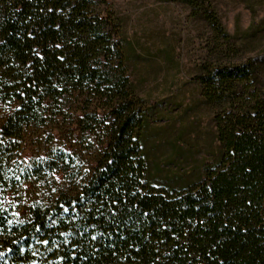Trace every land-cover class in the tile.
I'll list each match as a JSON object with an SVG mask.
<instances>
[{
	"label": "trees",
	"instance_id": "trees-1",
	"mask_svg": "<svg viewBox=\"0 0 264 264\" xmlns=\"http://www.w3.org/2000/svg\"><path fill=\"white\" fill-rule=\"evenodd\" d=\"M184 2L223 43L197 74L219 152L178 185L149 170L147 111L107 0H0V264H264V72L233 61L207 1ZM69 112L77 132L103 131L88 168L54 145L75 132ZM35 131L50 145L23 162Z\"/></svg>",
	"mask_w": 264,
	"mask_h": 264
},
{
	"label": "rangeland",
	"instance_id": "rangeland-1",
	"mask_svg": "<svg viewBox=\"0 0 264 264\" xmlns=\"http://www.w3.org/2000/svg\"><path fill=\"white\" fill-rule=\"evenodd\" d=\"M205 1L230 35L229 54L233 61L254 60L264 72V0ZM107 3L119 21L129 80L147 111L144 149L151 174L156 170L161 178L179 177L178 185L189 175V179H197L219 152L214 109L205 101L197 76L217 36L184 0H107ZM218 41L223 43L221 39ZM101 118L100 121H106L107 113L101 112ZM64 125L75 132L62 134L54 145L75 148L83 167L92 166L95 153L103 146V131L97 128L83 134L77 132L72 112L65 116ZM44 140L41 131L28 134L20 160L26 162L38 153H45L50 144H44ZM25 188L26 196L38 191L37 180ZM12 198L21 213V193L11 194L9 199Z\"/></svg>",
	"mask_w": 264,
	"mask_h": 264
}]
</instances>
